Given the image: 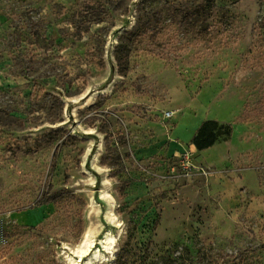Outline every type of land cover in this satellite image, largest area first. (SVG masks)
<instances>
[{
  "label": "rangeland",
  "instance_id": "obj_1",
  "mask_svg": "<svg viewBox=\"0 0 264 264\" xmlns=\"http://www.w3.org/2000/svg\"><path fill=\"white\" fill-rule=\"evenodd\" d=\"M209 80L220 142L246 125L264 180V0H0V264H264L225 144L131 155V113L174 122ZM185 185L205 199L156 240Z\"/></svg>",
  "mask_w": 264,
  "mask_h": 264
},
{
  "label": "crops",
  "instance_id": "obj_2",
  "mask_svg": "<svg viewBox=\"0 0 264 264\" xmlns=\"http://www.w3.org/2000/svg\"><path fill=\"white\" fill-rule=\"evenodd\" d=\"M222 87V81L209 80L205 86L198 93V98L195 100V111H184L178 120L167 122H153L148 124L143 122L142 118L137 114L131 113V119L127 117L124 120L125 126H127V133L129 137V144L131 148V155L135 161L145 162L152 161L158 155L164 154L166 157H180L184 152L190 151H204L209 150L211 147H215L218 144L226 145V152H228L229 159L236 161V163L242 161L246 163H239V165L233 170L237 172V178L234 181V185L241 188V192H249V205L246 207L245 216L252 217L258 213L264 212V180L259 176L256 167L249 166L247 162L251 161L254 157H257L261 153L260 149L256 146H252L251 149H241L242 145L246 144L247 139L251 134L248 131L246 125H240L233 131L230 139L223 142H217L213 146H210L204 150H198L193 144L194 134L197 132L201 123L214 119V117L208 116V104L213 102L214 97ZM217 101L216 104H218ZM199 109L206 115L198 117ZM220 117V116H219ZM217 119L220 120V118ZM222 119V118H221ZM132 132V133H131ZM257 140V139H256ZM255 140V142H256ZM249 160V161H248ZM246 186V187H245ZM190 185L182 186L175 195L176 199L168 200L163 208V214L157 228L154 233L156 240L165 239L168 234L176 227L175 225L182 219L180 218L181 212L178 211L176 205L178 201L183 198V194L186 191L192 190ZM193 191V190H192ZM205 188L200 187L199 190L193 191V196H201L205 199ZM204 196V197H203ZM197 197V196H196ZM195 197V198H196ZM207 197V196H206ZM194 198V197H193ZM260 208H263L262 210ZM259 211V212H258ZM237 215L234 217L229 216V220L236 221ZM214 219V218H213ZM234 224V222H233ZM235 225V224H234Z\"/></svg>",
  "mask_w": 264,
  "mask_h": 264
},
{
  "label": "trees",
  "instance_id": "obj_3",
  "mask_svg": "<svg viewBox=\"0 0 264 264\" xmlns=\"http://www.w3.org/2000/svg\"><path fill=\"white\" fill-rule=\"evenodd\" d=\"M201 124L202 125L199 127L193 137V144H195L198 150L207 149L217 142H220L223 129L227 127L225 124H221L214 119H208ZM224 133L228 138H230L232 134L231 128H227L226 132ZM119 260H121V258L118 259V261Z\"/></svg>",
  "mask_w": 264,
  "mask_h": 264
},
{
  "label": "built area",
  "instance_id": "obj_4",
  "mask_svg": "<svg viewBox=\"0 0 264 264\" xmlns=\"http://www.w3.org/2000/svg\"><path fill=\"white\" fill-rule=\"evenodd\" d=\"M166 116H171V112H166V114H165Z\"/></svg>",
  "mask_w": 264,
  "mask_h": 264
},
{
  "label": "bare ground",
  "instance_id": "obj_5",
  "mask_svg": "<svg viewBox=\"0 0 264 264\" xmlns=\"http://www.w3.org/2000/svg\"><path fill=\"white\" fill-rule=\"evenodd\" d=\"M84 252V251H83Z\"/></svg>",
  "mask_w": 264,
  "mask_h": 264
}]
</instances>
